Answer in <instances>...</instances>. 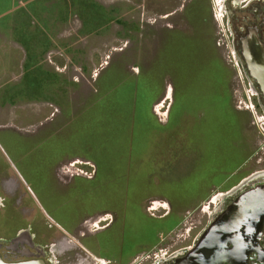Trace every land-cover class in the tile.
I'll use <instances>...</instances> for the list:
<instances>
[{
	"label": "rangeland",
	"instance_id": "1",
	"mask_svg": "<svg viewBox=\"0 0 264 264\" xmlns=\"http://www.w3.org/2000/svg\"><path fill=\"white\" fill-rule=\"evenodd\" d=\"M15 2L50 43L44 66L27 61L0 88V197L13 226L39 225L51 241L62 232L43 211L71 234L119 212L126 264L192 244L231 173L264 147L224 0ZM11 4L0 0V14ZM97 235L87 237L93 251Z\"/></svg>",
	"mask_w": 264,
	"mask_h": 264
},
{
	"label": "flooded vegetation",
	"instance_id": "2",
	"mask_svg": "<svg viewBox=\"0 0 264 264\" xmlns=\"http://www.w3.org/2000/svg\"><path fill=\"white\" fill-rule=\"evenodd\" d=\"M223 3V9H226L229 17L233 19L231 26L234 47L241 56L242 67L248 79L246 81L249 87L255 90L256 107L264 114V95L251 76L243 55V40L247 38L251 28L256 30L264 48V0H224ZM239 12H248L250 15L239 17ZM256 166H259V169L255 170ZM231 180L232 186L224 192H219L211 201L215 202V206L209 221L192 244L181 245L176 249L174 246L155 248L149 253L138 254L130 264H183L210 224L221 220L229 208L233 220L238 224L237 230L242 235L241 240L230 241L228 247L233 250H245L237 252L238 257L234 258V263L264 264V147H257L253 156L247 157L231 173ZM6 186L11 187L10 183ZM6 203L4 198L0 197V264H126L128 252L126 253L123 231L124 219L119 212L112 211L110 214L87 218L75 228L74 234H71L65 223L42 209V215L48 218L45 226L50 230L62 232L59 238L46 241L45 230L39 225L26 223L13 226L14 217L11 216ZM120 224L122 228L118 243L111 241L108 244L105 234L114 235L113 230ZM37 229L41 231V236L36 233ZM94 232L98 234V243L102 246L99 251H93L86 242L87 237ZM109 249L112 251L109 252Z\"/></svg>",
	"mask_w": 264,
	"mask_h": 264
},
{
	"label": "water",
	"instance_id": "3",
	"mask_svg": "<svg viewBox=\"0 0 264 264\" xmlns=\"http://www.w3.org/2000/svg\"><path fill=\"white\" fill-rule=\"evenodd\" d=\"M243 55L251 76L264 95V48L255 29L251 28L247 38L243 40ZM233 218L229 208L221 220L212 222L183 264H235L234 258L238 257L237 252H245V250H233L228 247L230 241L241 240L242 235L237 230L238 224Z\"/></svg>",
	"mask_w": 264,
	"mask_h": 264
},
{
	"label": "crops",
	"instance_id": "4",
	"mask_svg": "<svg viewBox=\"0 0 264 264\" xmlns=\"http://www.w3.org/2000/svg\"><path fill=\"white\" fill-rule=\"evenodd\" d=\"M11 2V9L7 13H2L6 15L3 18L5 20H2L3 16L0 14V59H5L7 63L5 69H0V72L4 71L7 76L0 79V88L5 87L2 83L4 80L16 82L17 75L23 71L27 61L28 64L36 63L38 66L42 64L44 66L46 63V57L41 56L39 52L45 50L43 47H46L48 40H40L39 31L32 27L35 19L33 12L29 13L28 10L20 8L15 0Z\"/></svg>",
	"mask_w": 264,
	"mask_h": 264
}]
</instances>
